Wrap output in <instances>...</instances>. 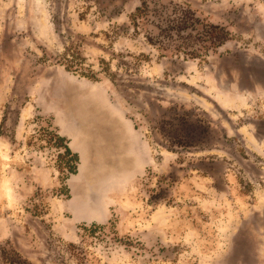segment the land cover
<instances>
[{"label": "rangeland", "instance_id": "rangeland-1", "mask_svg": "<svg viewBox=\"0 0 264 264\" xmlns=\"http://www.w3.org/2000/svg\"><path fill=\"white\" fill-rule=\"evenodd\" d=\"M174 4L221 44H152ZM9 260L264 264V0H0Z\"/></svg>", "mask_w": 264, "mask_h": 264}, {"label": "trees", "instance_id": "trees-1", "mask_svg": "<svg viewBox=\"0 0 264 264\" xmlns=\"http://www.w3.org/2000/svg\"><path fill=\"white\" fill-rule=\"evenodd\" d=\"M154 22H156L158 33L150 35L149 41L152 44H159L163 49L184 52L189 57L200 56L203 48L206 50L211 46L219 45L223 38L219 36V32H216L218 28L224 32L221 26L204 25L203 29H199L198 26L202 22L196 12L190 7L178 4L164 7ZM200 42L205 43L204 46L207 48L203 47L202 44L198 45ZM51 140L54 141L55 146L64 149L58 156L59 165H63V168H68L70 172L76 173L80 161L79 154L72 151L66 137L61 134L51 133ZM179 142L182 143V141ZM9 263L17 264L14 260H9Z\"/></svg>", "mask_w": 264, "mask_h": 264}]
</instances>
